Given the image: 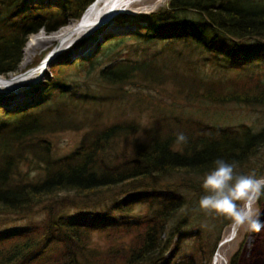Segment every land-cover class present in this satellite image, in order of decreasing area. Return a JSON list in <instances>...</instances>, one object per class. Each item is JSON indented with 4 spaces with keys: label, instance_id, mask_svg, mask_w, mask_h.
I'll use <instances>...</instances> for the list:
<instances>
[{
    "label": "trees",
    "instance_id": "trees-1",
    "mask_svg": "<svg viewBox=\"0 0 264 264\" xmlns=\"http://www.w3.org/2000/svg\"><path fill=\"white\" fill-rule=\"evenodd\" d=\"M22 1L0 0V74L19 71L28 35L79 20L93 0H67L53 10L34 5L36 12L11 19ZM142 21L134 34L109 37L92 56L76 60L79 75L97 71L110 88L135 79L169 81L188 105L264 108V0H169ZM159 43L161 50L149 53ZM164 51H170L168 72L158 64ZM207 64L213 75L200 71ZM59 67L33 107L0 106V264H211L222 228L232 221L217 215L211 243L201 230L188 231L186 188L198 205L200 179L218 157L237 162L239 173L264 175V119L224 126L170 112L145 124L135 115L107 123L104 115L122 98L81 92ZM84 128L73 151L54 153L50 134ZM179 132L187 143L176 142ZM122 141L129 142L128 154L116 146ZM247 163L252 168L241 169ZM109 191L111 202L95 200ZM105 203L103 212H85ZM40 205L41 221L14 226ZM241 251L230 264H240Z\"/></svg>",
    "mask_w": 264,
    "mask_h": 264
},
{
    "label": "rangeland",
    "instance_id": "rangeland-1",
    "mask_svg": "<svg viewBox=\"0 0 264 264\" xmlns=\"http://www.w3.org/2000/svg\"><path fill=\"white\" fill-rule=\"evenodd\" d=\"M67 0H23L20 3L19 10L12 13L11 19L17 17V15L23 16L24 12H36L32 11L34 5L41 6L44 9H56L58 7L64 6ZM142 2V3H141ZM135 3V4H134ZM131 6H127V11H123L120 13L117 18L112 21L106 30L102 31L100 34V30L88 32L86 34L82 33L79 37L74 38L70 42L62 44L59 47V43L57 41L47 43L45 46L36 49V52L32 57L29 58V62L25 64V48L28 41L35 36L41 34L42 36H50L55 33V31L60 30L61 28L75 23L78 20H74L71 17L67 19L68 23L57 27L55 30H49L47 24L35 33H31L25 38V45L22 49V60L19 66V71L9 74H0L4 76H11L12 74H18L23 70H28L33 67L39 66L49 54H53L48 59L46 63L45 70L39 76L37 83L30 85L19 86L18 88H14L10 91L0 92V106L4 110H18L26 107H33L36 103H38L42 99V90L44 89L46 82L50 79H57L59 77L57 72L55 71L57 66H60L58 69L65 73L64 78L67 80L70 85H75V87L81 92H87L88 89L98 91L102 94H108L113 97L122 98L121 101L114 102L113 111L104 115V121L113 122L117 121L123 117L129 116H137L143 123H147L151 116L174 112L175 114H182L186 116H191L196 119L203 120L208 123L218 124V125H239L241 123H247L250 125H255V123L263 122L264 119V108L255 106V107H247L236 104L230 105H211L206 103H195L192 105H188L184 99L179 98V96L175 95L173 92L174 86L169 82L165 81L163 83H144L142 81H138L137 79L127 82L125 84L119 85L118 87H105L100 81L98 77V72H94L91 75L81 76L78 72V67L75 65L76 60L79 59H87L94 54V52L99 48V46L106 42L109 37H114L120 34H134L137 32L139 28V24L145 18L160 9H165L168 7L169 0H139L134 2ZM62 4V5H61ZM37 11H41V9H37ZM44 15V14H43ZM129 19V20H127ZM8 20V19H7ZM48 22V20H44ZM143 22V21H142ZM103 29V28H102ZM146 45V44H144ZM164 44L159 43L157 46H152L149 49V53H155L158 50H161ZM180 45H178L179 47ZM57 54L54 55V52ZM170 53V51H164L161 55L158 54V64L164 68V71L172 70L171 65L168 68L166 66V56ZM27 59V58H26ZM201 62V59H200ZM74 64V65H73ZM177 67L180 68V64L178 63ZM176 68V67H174ZM201 68V69H200ZM57 69V70H58ZM200 71L206 73L214 74V70L211 69V65H200ZM58 70V71H59ZM185 70V69H184ZM155 81V80H153ZM52 82V81H50ZM66 83V82H65ZM74 87V86H73ZM22 91H27L21 97L10 100L13 98L14 94H18ZM174 96H177L175 101L178 107L174 108L175 105L171 103ZM10 101H6V100ZM126 111V112H125ZM86 129H66L64 131L56 132L50 134L51 142L53 143L54 153L58 156L65 155L71 151L78 145L80 142L84 132ZM117 147L120 152H124L126 154L130 151V145L128 141L120 142V145ZM129 149V150H128ZM260 156H264V148L261 150ZM241 169L252 168V164H244L241 166ZM239 168V167H238ZM238 170V169H237ZM36 172H33L35 174ZM203 178L200 179L203 181ZM168 181L170 179H167ZM174 180V179H173ZM171 179V181H173ZM180 179L176 177V182ZM200 181V184L203 185V182ZM201 186V185H200ZM187 189V204L182 210V216L185 215L187 210H190L189 220L190 223L186 227L188 231L198 232L201 230L204 236L210 237L211 241H215L218 236V228H219V220L217 219V213H211L210 215H202L205 210L199 208L198 205L194 201H197L195 197V191L192 188ZM202 187L200 191L197 192L198 198L202 197L201 195H206V190ZM112 192H103L99 195L100 198H96L95 200H110ZM198 202V201H197ZM192 206V207H191ZM258 206L261 209L260 219L264 221V200L260 203L258 202ZM191 207V208H190ZM107 208L106 203L102 204L99 207H95V209L90 208L86 209L85 212L92 211L94 214H98L101 211H105ZM189 208V209H188ZM143 208H139V211L136 210V213H139ZM77 212L76 209H71L70 212ZM90 214V213H89ZM46 215L45 210L40 205L36 207L33 211H29L26 216H20L16 218L14 226L23 225L31 222H39ZM220 215V214H219ZM92 215H89V217ZM232 223L224 228L221 231V237L218 241L216 251L213 254V259L218 251L221 250L225 263L230 264V260L235 252L242 247L240 264H264V230L261 232H252L247 230V226L241 227L239 231L236 233L234 237H230L229 240L226 241L229 237L230 230L232 228ZM8 227V226H7ZM95 241L98 243H103V240L100 239L98 235H95ZM213 259L211 264H213Z\"/></svg>",
    "mask_w": 264,
    "mask_h": 264
},
{
    "label": "clouds",
    "instance_id": "clouds-1",
    "mask_svg": "<svg viewBox=\"0 0 264 264\" xmlns=\"http://www.w3.org/2000/svg\"><path fill=\"white\" fill-rule=\"evenodd\" d=\"M188 137L179 132L177 143H187ZM235 161L216 158L213 167L203 178V188L207 194L199 200V208L231 219L233 231L238 232L247 226L248 231L261 232L264 221L260 219L261 209L258 202L264 197V175L238 172Z\"/></svg>",
    "mask_w": 264,
    "mask_h": 264
},
{
    "label": "bare ground",
    "instance_id": "bare-ground-1",
    "mask_svg": "<svg viewBox=\"0 0 264 264\" xmlns=\"http://www.w3.org/2000/svg\"><path fill=\"white\" fill-rule=\"evenodd\" d=\"M139 0H94V2L86 9L82 17L75 23H71L50 36H42L39 34L34 38H31L25 48V64L28 63L29 58L33 56L37 48L45 46L47 43L57 41L59 47L62 44L70 42L76 37H79L82 33H90L92 31L100 30L99 34L106 30L109 24L114 21L117 16L123 11H127V6H131L134 2ZM142 3V2H141ZM135 4V3H134ZM103 28V29H102ZM54 52V55L57 54ZM53 54H49L45 57L44 61L37 67L23 70L18 74H12L11 76L0 75V92L10 91L14 88H18L23 85H30L37 83L39 76L45 70L48 59L52 58ZM52 56V57H51ZM27 58V59H26ZM27 91H22L18 94H14L10 100L17 99L25 94ZM10 100H6L7 102ZM237 232L234 233L233 225L229 233V238L234 237ZM225 259L220 249L216 252L213 264H224Z\"/></svg>",
    "mask_w": 264,
    "mask_h": 264
}]
</instances>
